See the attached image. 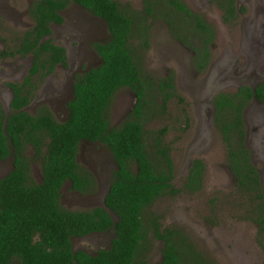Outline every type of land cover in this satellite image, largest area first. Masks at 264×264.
<instances>
[{
  "label": "trees",
  "instance_id": "obj_1",
  "mask_svg": "<svg viewBox=\"0 0 264 264\" xmlns=\"http://www.w3.org/2000/svg\"><path fill=\"white\" fill-rule=\"evenodd\" d=\"M209 1L220 9L224 22H233L235 0ZM68 2L102 18L109 36L91 43L99 62L73 73L66 115L56 120L44 106L34 113L25 106L35 88L31 77L40 80L56 63L65 64L64 47L49 35L50 23L62 22L60 12ZM27 12L32 25L21 33L16 46L0 50L1 58L31 56L21 82H7L12 91L7 111L0 104V159H11L10 169L0 177V264H145L142 255L149 249L148 231L161 242L155 264H210L181 230L161 226L153 212L144 214L161 195L197 191L204 165L193 158L181 185L174 186L168 145L161 139L165 127L151 131V144L145 142L144 95L155 89L163 111L173 86L169 77L153 81L143 73L132 44L136 37L146 45L147 17L161 16L177 39L189 43L201 69L213 37L210 24L182 0H142L137 12L117 0H31ZM120 87L130 89L134 100L128 115L112 126L107 108ZM252 97L264 100V81L219 91L210 102L212 126L225 145L226 165L243 203V215L256 224L255 239L262 250L260 264H264V190L244 143L242 119V109ZM81 139L104 144L114 166L109 171L104 206L68 209L58 203L64 181L80 193L93 192L96 185L92 173L75 160ZM27 147L32 150L29 157L24 152ZM31 160L39 163L36 180L30 178ZM107 229L113 231L108 247L93 253L71 248V237Z\"/></svg>",
  "mask_w": 264,
  "mask_h": 264
},
{
  "label": "rangeland",
  "instance_id": "obj_2",
  "mask_svg": "<svg viewBox=\"0 0 264 264\" xmlns=\"http://www.w3.org/2000/svg\"><path fill=\"white\" fill-rule=\"evenodd\" d=\"M30 1L0 0V50L16 46L21 33L32 25L27 12ZM117 1L130 11L137 12L142 7V0ZM182 1L213 29L207 61L198 69L189 43L183 44L177 39L161 16L147 17V44L143 45L141 38L132 39L139 65L153 81L169 77L173 89L165 100L163 111L161 95L155 89L146 92L142 126L148 145L152 140L151 131L165 127L161 139L168 145L174 186L181 185L191 158L202 159L204 168L197 191L161 195L144 209V214L153 212L158 215L161 226L181 230L210 264H257L262 252L255 239L256 225L243 215V203L225 163L224 143L211 123L210 100L219 91L230 92L241 84L252 86L264 81V0H235L236 15L231 23L222 20L220 9L209 0ZM60 13L62 22L50 23L49 36L54 43L64 47L65 64L56 66L40 80L31 77L35 88L25 106L29 113L44 106L56 120H63L66 115L71 75L99 62L91 43L109 36L103 19L78 4L68 2ZM30 58V54L0 57V101L3 104L9 96L5 82L22 80L30 66ZM133 100L127 87L114 91L107 108L110 125H118L128 115ZM256 116L264 118L262 103L250 98L242 110L244 143L252 151L251 162L262 175L264 184V152H258L259 146L254 142L258 140L261 128L264 129V119L257 121ZM25 153L29 157L31 148L27 147ZM75 160L92 173L95 189L80 193L71 190L66 180L59 189V205L68 209L100 205L107 189L109 171L114 166L108 149L98 141L81 139ZM10 167V157L0 160V176ZM29 174L33 180L38 179L37 161H30ZM112 235L113 231L107 229L73 236L71 248L93 253L98 248L108 247ZM148 240L149 249L143 251L142 258L145 264H155L159 260L161 242L152 238L150 231Z\"/></svg>",
  "mask_w": 264,
  "mask_h": 264
},
{
  "label": "flooded vegetation",
  "instance_id": "obj_3",
  "mask_svg": "<svg viewBox=\"0 0 264 264\" xmlns=\"http://www.w3.org/2000/svg\"><path fill=\"white\" fill-rule=\"evenodd\" d=\"M62 11V10H61ZM59 24V23H58ZM213 35H214V32H213ZM212 39H213V37H212ZM211 43V42H210ZM59 45H61V44H59ZM64 52H65V49H64ZM16 55H18V56H20L19 54H16ZM66 59V58H65ZM30 60H31V58H30ZM62 65H64V64H60V63H56L55 65H54V68L56 67V66H62ZM54 68L50 71V72H52L53 70H54ZM50 72H48V73H50ZM46 75V74H45ZM25 75H23V77H24ZM71 78H72V75H71ZM23 79V78H22ZM7 82H15V81H6L5 82V85H6V87H7V89H8V91H9V96H8V99H7V102L5 103V104H3L1 101H0V104L2 105V107L5 109V111H7V107H8V100H9V98L11 97V95H12V91H11V89H10V87L7 85ZM19 82H21V80L19 81ZM19 82H17V83H19ZM71 83V82H70ZM238 87V86H237ZM237 87H235V89H237ZM234 89V90H235ZM70 94H71V92H70ZM213 96V95H212ZM212 96H211V98H212ZM133 97H134V95H133ZM253 98V97H252ZM253 99H255V100H257V102H259V103H262V110H264V100H258V99H256V98H253ZM211 103V102H210ZM132 105V104H131ZM131 107V106H130ZM244 108V107H243ZM130 109V108H129ZM243 110V109H242ZM129 112V111H128ZM212 112H213V107H212V104H211V109H210V117H211V123H212ZM243 119V118H242ZM255 120H257V121H262V119H264V118H258L257 116L254 118ZM215 129V128H214ZM216 130V129H215ZM216 132H217V134L219 135V133H218V131L216 130ZM256 134H257V132H256ZM219 137H220V135H219ZM258 140H260V142L258 141ZM258 140H255L254 142H255V144H256V146H259V149H258V152H264V129L263 128H261V130L258 132ZM225 146V145H224ZM254 146H252V148H253ZM254 149V148H253ZM247 151L249 152V157H250V160H251V153L250 152H252L251 150H249V148H247ZM25 152V151H24ZM225 152H226V150H225ZM253 152H256V150L254 149L253 150ZM225 157H226V154H225ZM7 158V157H6ZM193 158H198V157H193ZM193 158H191L190 159V161H189V163H188V165H187V168H186V172H187V169H188V167L190 166V164H191V160L193 159ZM200 159V158H199ZM0 160H2V159H0ZM201 160V162L203 163V161H202V159H200ZM10 161H11V159H10ZM225 163H226V161H225ZM252 163V162H251ZM204 165V164H203ZM227 166V165H226ZM228 168V167H227ZM10 169V168H9ZM8 169V170H9ZM7 170V171H8ZM229 170V169H228ZM257 170V169H256ZM6 171V172H7ZM230 171V170H229ZM5 172V173H6ZM4 173V174H5ZM257 173H258V176H259V179H260V183H261V186H262V188H263V190H264V184H263V179H262V175L257 171ZM3 174V175H4ZM186 174V173H185ZM2 176V175H1ZM0 176V177H1ZM231 176H232V173H231ZM39 178V177H38ZM232 178H233V176H232ZM233 182H234V179H233ZM62 185V184H61ZM61 187V186H60ZM76 191V190H75ZM244 208V206H241V209H243ZM256 225V224H255ZM261 252H262V250H261ZM261 258H262V255H261ZM260 258V260H259V263H257V264H260L261 263V259Z\"/></svg>",
  "mask_w": 264,
  "mask_h": 264
},
{
  "label": "water",
  "instance_id": "obj_4",
  "mask_svg": "<svg viewBox=\"0 0 264 264\" xmlns=\"http://www.w3.org/2000/svg\"><path fill=\"white\" fill-rule=\"evenodd\" d=\"M101 206H104V203H103V198H102V201H101V204H100Z\"/></svg>",
  "mask_w": 264,
  "mask_h": 264
}]
</instances>
